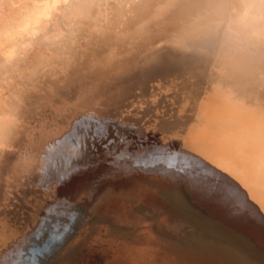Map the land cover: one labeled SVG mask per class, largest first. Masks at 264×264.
<instances>
[{"label": "bare ground", "instance_id": "1", "mask_svg": "<svg viewBox=\"0 0 264 264\" xmlns=\"http://www.w3.org/2000/svg\"><path fill=\"white\" fill-rule=\"evenodd\" d=\"M19 3L0 0V19ZM25 3L43 11L32 32L0 29V257L66 207L37 264H264V0ZM97 121L115 143L89 141L91 167L61 183ZM170 153L234 186L245 214L137 166Z\"/></svg>", "mask_w": 264, "mask_h": 264}, {"label": "snow or ice", "instance_id": "2", "mask_svg": "<svg viewBox=\"0 0 264 264\" xmlns=\"http://www.w3.org/2000/svg\"><path fill=\"white\" fill-rule=\"evenodd\" d=\"M83 131L84 135L79 137L80 143L76 150L73 166L69 167L63 175L58 177L61 183L70 179L72 175L87 171L91 167L90 163H79V160L82 159V151L86 152L89 141H91L93 150H95L97 143H101L106 150V154L111 144L115 143L114 138H109L110 135H115V130L110 133L108 123L97 121L94 126L89 125ZM121 142L125 141L121 140ZM159 163L164 164L170 172L181 174L185 178L189 189L200 191L206 198L215 196L218 198L217 202H231L230 215L232 217L240 218L245 214L248 206L245 203L243 194L227 183L223 185L212 183V178L215 174L198 159L184 156L180 153H170L167 156L152 155L150 160H139L137 166L148 168ZM67 212L68 209L66 207L63 213L56 210L54 214L62 217V223L40 227L39 231L34 236H31V239L37 243L28 244L25 247L27 242L22 241L21 246L15 249L13 253L8 254L6 257H0V264H37L38 258L44 257L50 251L58 250L59 246H61L60 241L63 240L65 233L68 231L71 219Z\"/></svg>", "mask_w": 264, "mask_h": 264}, {"label": "clouds", "instance_id": "3", "mask_svg": "<svg viewBox=\"0 0 264 264\" xmlns=\"http://www.w3.org/2000/svg\"><path fill=\"white\" fill-rule=\"evenodd\" d=\"M14 7L19 10L14 12L10 20L0 19V29L6 39L22 40L37 26L43 17V11L38 3L29 6L25 0H20Z\"/></svg>", "mask_w": 264, "mask_h": 264}]
</instances>
